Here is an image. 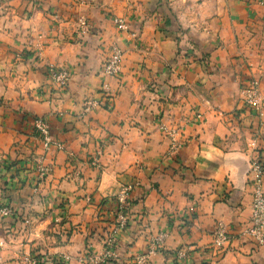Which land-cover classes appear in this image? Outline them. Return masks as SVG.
<instances>
[{
	"label": "crops",
	"instance_id": "obj_1",
	"mask_svg": "<svg viewBox=\"0 0 264 264\" xmlns=\"http://www.w3.org/2000/svg\"><path fill=\"white\" fill-rule=\"evenodd\" d=\"M112 46L122 68L108 79ZM50 66L70 71L66 88L53 84ZM253 80L259 109L246 103ZM90 100L99 104L84 113ZM36 119L61 150H43ZM41 157L51 168L42 180ZM253 161L264 170V0H0L9 264H264V248L244 234ZM125 189L116 260H84L104 255L99 206ZM219 225L230 239L217 247Z\"/></svg>",
	"mask_w": 264,
	"mask_h": 264
},
{
	"label": "built area",
	"instance_id": "obj_2",
	"mask_svg": "<svg viewBox=\"0 0 264 264\" xmlns=\"http://www.w3.org/2000/svg\"><path fill=\"white\" fill-rule=\"evenodd\" d=\"M81 26L85 27V21L81 22ZM121 29L127 30V24L121 25ZM122 58L123 52L118 46H112L109 52V56L105 60L102 73L108 79H113L119 75L122 68ZM49 75L53 84L58 86L59 88H66L70 82V71L65 68H58L56 66H50L48 69ZM104 87V86H103ZM104 91L109 92L108 85H105ZM246 92V103L249 107L253 109L260 108L259 102V82L257 80H253L250 83V86L245 90ZM99 104L98 101H87L85 103L84 113H89L93 108L97 107ZM35 132L37 137L41 140L43 145V150L45 152L49 151L51 148H57L61 150L63 145L60 142L54 140L51 136L50 128L48 124L42 119L35 120ZM172 137V148L177 149L179 147V142L176 140L174 134H170ZM40 164L38 165L39 170V178L40 180L43 177L47 176L51 168L43 163V158L40 159ZM254 170L257 172V177L254 180L253 186V198H252V206H251V216L249 219V226L245 229L244 234L249 236L253 242L259 246L264 248V182H263V167L258 164L257 161H253L252 163ZM13 213V208L3 203L0 207V217H7ZM230 239V236L226 233L223 226L219 225L215 232L213 238L214 246H223ZM6 241L3 238H0V264H9V262L3 257L2 252L5 249ZM152 253V251L150 252ZM113 255L111 250H107L103 256L99 259L95 257H90V261L95 262H106L108 258ZM182 255V254H181ZM69 258L65 257L63 260H60V264H63V261H67ZM87 258H84V260ZM28 264H38L37 258H28ZM145 258H141L138 263L144 264Z\"/></svg>",
	"mask_w": 264,
	"mask_h": 264
},
{
	"label": "rangeland",
	"instance_id": "obj_3",
	"mask_svg": "<svg viewBox=\"0 0 264 264\" xmlns=\"http://www.w3.org/2000/svg\"><path fill=\"white\" fill-rule=\"evenodd\" d=\"M124 22H125V20L123 18H118V20H117V23L119 25V30H121V31L126 30V29H124V30L121 29V25L124 24ZM202 117H203L202 114H199L197 116V119L200 120V119H202ZM164 130H165V128H164ZM169 133L174 134L175 138L177 137L176 130L170 129L168 131V135H169ZM169 138L171 139V142H172V137H170V135H169ZM171 147H172V145H171ZM40 159H42V157ZM43 163H44V160H43ZM38 164H40V162ZM127 193H128V190L125 189V191H123L121 193V196L116 197L118 199V202H117L118 212H117L116 220L114 222L103 221L104 222L103 226H101L105 229V231H107L106 233L108 234L107 239H104V236H103V239H104L103 241L105 244L104 252L106 253L107 250H111L113 252V255L110 258H108V260L104 263H108L110 261L112 262L114 259L116 260V257H117V256L116 257L114 256V249H115V245H116L115 234L119 229L123 228L127 223V221L125 219L126 212H127V209H126V207H127V205H126ZM122 197H124V199ZM111 225H112V227H111ZM108 229H110V231H108ZM90 257H95V256L88 254V256H87L88 261H90ZM141 258H144V256L138 257L139 260Z\"/></svg>",
	"mask_w": 264,
	"mask_h": 264
},
{
	"label": "trees",
	"instance_id": "obj_4",
	"mask_svg": "<svg viewBox=\"0 0 264 264\" xmlns=\"http://www.w3.org/2000/svg\"><path fill=\"white\" fill-rule=\"evenodd\" d=\"M117 202H118L117 198H111L108 201H104L103 205L99 206L98 220L100 221V223H102L103 221L114 222L116 220L117 212H118ZM105 206H107V208L109 207L108 212L110 213V215L108 217H105V213L103 212ZM1 218H5V217H1ZM108 231H110V229H108ZM107 238H108V234L106 233L104 235V239H107Z\"/></svg>",
	"mask_w": 264,
	"mask_h": 264
}]
</instances>
